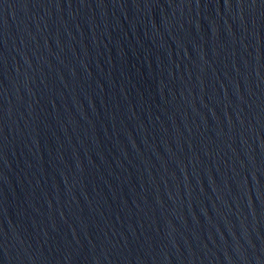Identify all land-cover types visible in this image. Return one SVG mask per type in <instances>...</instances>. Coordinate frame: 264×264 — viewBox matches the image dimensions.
Masks as SVG:
<instances>
[{"label":"water","instance_id":"95a60500","mask_svg":"<svg viewBox=\"0 0 264 264\" xmlns=\"http://www.w3.org/2000/svg\"><path fill=\"white\" fill-rule=\"evenodd\" d=\"M0 264H264V0H0Z\"/></svg>","mask_w":264,"mask_h":264}]
</instances>
